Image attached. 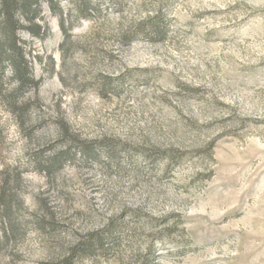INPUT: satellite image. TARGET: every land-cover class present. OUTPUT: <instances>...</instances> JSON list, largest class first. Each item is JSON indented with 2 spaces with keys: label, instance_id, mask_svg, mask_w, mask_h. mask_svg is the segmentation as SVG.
I'll use <instances>...</instances> for the list:
<instances>
[{
  "label": "rangeland",
  "instance_id": "obj_1",
  "mask_svg": "<svg viewBox=\"0 0 264 264\" xmlns=\"http://www.w3.org/2000/svg\"><path fill=\"white\" fill-rule=\"evenodd\" d=\"M31 7L17 16L40 27L17 31L38 82L17 96L25 127L0 97V182L24 223L0 264L75 247L76 264H264V0ZM64 150L36 170L35 153Z\"/></svg>",
  "mask_w": 264,
  "mask_h": 264
},
{
  "label": "trees",
  "instance_id": "obj_2",
  "mask_svg": "<svg viewBox=\"0 0 264 264\" xmlns=\"http://www.w3.org/2000/svg\"><path fill=\"white\" fill-rule=\"evenodd\" d=\"M37 0H0V97L6 104L7 111L10 112L16 120L17 125L21 128L25 127L24 104H19L18 95L22 93L29 84L37 87L38 82L34 81L31 72V67L27 62L25 53L23 52L22 43L17 38V31L22 28H28L33 34H39L40 27L37 25L24 27L17 19L18 14H21L26 20L32 18V5H36ZM7 61L12 69V78L15 79L16 86L11 91L2 90V79L4 73V62ZM68 150L52 154L46 158L39 153H35L33 164L36 170L43 171L45 174L51 175L56 172L63 164V159L68 156ZM14 173L13 178L16 182V187L19 181V171L10 169ZM15 184V183H14ZM13 184V185H14ZM15 186V185H14ZM12 185L8 184L7 178L0 182V242L7 240L15 241L22 236V223L19 220L18 211L21 208L19 200H16L13 193ZM40 223V224H39ZM41 226V222L37 221ZM112 237L111 232L109 233ZM100 246L103 242L100 238L96 239ZM80 246V245H79ZM86 244V249L88 250ZM85 253L84 248H71L57 257L52 264H76L78 258Z\"/></svg>",
  "mask_w": 264,
  "mask_h": 264
}]
</instances>
